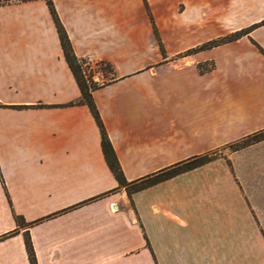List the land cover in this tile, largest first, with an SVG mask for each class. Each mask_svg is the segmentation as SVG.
Returning a JSON list of instances; mask_svg holds the SVG:
<instances>
[{
  "label": "crops",
  "instance_id": "0c3cea01",
  "mask_svg": "<svg viewBox=\"0 0 264 264\" xmlns=\"http://www.w3.org/2000/svg\"><path fill=\"white\" fill-rule=\"evenodd\" d=\"M52 4L109 66L92 99L126 181L264 130V0ZM26 233L37 264H264V140L129 196L46 2L0 3V264H30Z\"/></svg>",
  "mask_w": 264,
  "mask_h": 264
},
{
  "label": "trees",
  "instance_id": "16d2710c",
  "mask_svg": "<svg viewBox=\"0 0 264 264\" xmlns=\"http://www.w3.org/2000/svg\"><path fill=\"white\" fill-rule=\"evenodd\" d=\"M15 1H17V2H28V1H33V0H15ZM44 1L48 5V8L52 14L53 19H54L56 29H57V33H58V37H59V41L61 44V48H62L63 53H64V58H65L68 66H69V68H70L79 88H80L81 95H82V103H84L88 107V109L90 110V112H91L92 116L94 117V119L98 125V128L100 130L101 148H102V152L104 154L106 163H107L108 167L110 168V170L112 171L113 175L115 176L119 186L125 188L129 196H131L135 192H138V191L146 189L150 186L156 185L160 182L168 180L172 177H175L179 174L190 171V170L195 169L197 167H200V166H202L206 163H209L212 160L216 159V156H211V154L200 156V157H193V158H190L186 161H182V162H178L176 164H173L172 166L164 168L157 173L146 176V177L141 178L139 180L131 181V182L126 181V179L124 178L123 173L120 169V166L118 164L115 153L112 149V146H111L110 141L108 139V136L106 134V131L104 129L103 123L100 119L99 113H98L96 106H95L93 99H92V92L94 90L100 88L102 85H98L95 82H93L92 78H91L92 75L87 76L85 74V71L83 70V65L86 64V61L83 59H78L74 55V53L72 51L71 44H70L69 39H68V36H67L63 26L61 25L57 15H56V12H55L53 4H52V0H44ZM146 6H147V4H146ZM263 24H264V21L251 26L249 29L250 30L255 29V28H257ZM246 33L247 32L242 31V32L236 33L235 36L232 38H228V39L223 38V39L210 41V42L200 46L197 50L201 51V50H205V49H210L212 47H216V46L221 45L223 43L232 42L235 39L245 35ZM156 37H158L157 33H156ZM258 48H259L260 52L264 55V50H262L260 47H258ZM98 64L109 67L107 64H105L103 62H100ZM262 140H264V130L257 132L253 135H250V136L230 145V150L231 151H237V150L243 149L249 145L258 143ZM17 223H18V226H21L23 223L22 219L17 217ZM24 242H25V248H26V252H27L28 260H29L30 264H37L36 258L34 255V251L32 248V244L30 241V237L27 233L24 235Z\"/></svg>",
  "mask_w": 264,
  "mask_h": 264
},
{
  "label": "rangeland",
  "instance_id": "374dc122",
  "mask_svg": "<svg viewBox=\"0 0 264 264\" xmlns=\"http://www.w3.org/2000/svg\"><path fill=\"white\" fill-rule=\"evenodd\" d=\"M9 1H15V0H0V3H7ZM264 25V24H263ZM262 26V25H260ZM235 34H232V35H228V36H225L223 38L225 39H228V38H232L234 37ZM223 38H220V39H223ZM218 40V39H217ZM187 53H192L191 51L187 52ZM83 70L85 71V74L88 76V75H96V74H105V73H109L110 72V69L109 67H106V66H103V65H100V64H91L89 62L86 61V64L83 65ZM98 84V82L96 83ZM99 85V84H98ZM230 151V146L226 147V148H223L221 150H219L218 152H213V153H210L211 156H218V155H222L223 153H226Z\"/></svg>",
  "mask_w": 264,
  "mask_h": 264
}]
</instances>
